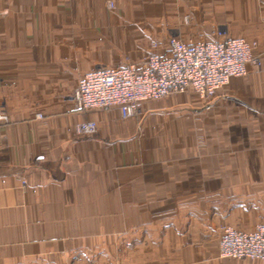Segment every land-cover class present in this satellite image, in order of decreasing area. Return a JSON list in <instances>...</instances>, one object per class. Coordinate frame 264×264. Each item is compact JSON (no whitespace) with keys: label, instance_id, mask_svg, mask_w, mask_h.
Returning a JSON list of instances; mask_svg holds the SVG:
<instances>
[{"label":"crops","instance_id":"1","mask_svg":"<svg viewBox=\"0 0 264 264\" xmlns=\"http://www.w3.org/2000/svg\"><path fill=\"white\" fill-rule=\"evenodd\" d=\"M226 21L262 62L211 110L192 90L127 119L77 110L88 71L217 40ZM262 33L264 0H0V264H264L219 253L223 226L264 221L229 204L264 203V37H246Z\"/></svg>","mask_w":264,"mask_h":264},{"label":"built area","instance_id":"2","mask_svg":"<svg viewBox=\"0 0 264 264\" xmlns=\"http://www.w3.org/2000/svg\"><path fill=\"white\" fill-rule=\"evenodd\" d=\"M219 39L186 41L171 37L166 53H158V43L139 62L116 67H97L79 80L73 92L76 108L110 110L118 107L122 119L135 116L140 103L162 99L177 93L195 91L206 109L219 89L231 79L246 76L250 65H260L257 44L229 34L225 25L217 29ZM42 118L41 113L36 114ZM11 122L9 114L0 111V126ZM94 121L84 122L80 130L93 133ZM222 257L264 259V222L251 231L226 227L219 240Z\"/></svg>","mask_w":264,"mask_h":264},{"label":"rangeland","instance_id":"3","mask_svg":"<svg viewBox=\"0 0 264 264\" xmlns=\"http://www.w3.org/2000/svg\"><path fill=\"white\" fill-rule=\"evenodd\" d=\"M227 28H228V30H229V26H230V21H226L225 22V24H224ZM218 29V28H217ZM246 37H264V33H262V34H252V35H249V36H246ZM250 41H252V42H255L256 44H257V49H256V53H260V54H262L261 52V49H260V45H259V43L257 42V41H255V40H250ZM153 43H155V42H148V44H149V46H150V50H152V44ZM259 48V49H258ZM127 59V62H133V63H139L141 60H139V59H137V60H135V59H132V58H130V57H128V58H126ZM244 77V76H243ZM228 85V84H227ZM220 90V89H219ZM218 90V91H219ZM177 94H179V93H177ZM176 94V95H177ZM181 94V93H180ZM216 95H217V93H216ZM216 95L214 96V98L212 99V106H211V108H209V109H206V108H204L203 107V109L204 110H211L212 109V107L214 106V104H215V97H216ZM167 98V97H166ZM162 99H164V98H162ZM183 110V109H182ZM177 112L179 113L180 111L179 110H177ZM180 113H185V111L183 110V111H181ZM230 205H232V204H241V205H243V206H248L249 204H251V205H256V206H258L259 208L260 207H262V208H264V203H229ZM258 208V209H259ZM260 210H258L257 212H259ZM261 211H264L263 209L261 210ZM264 222V221H263ZM263 222H261V223H263ZM260 224V223H259ZM259 224H257V225H259ZM256 225V226H257ZM226 227H230V228H234V227H232V226H229V225H225V226H223V231H224V229L226 228ZM235 229H238V228H235ZM255 229V228H254ZM241 230V229H240ZM223 234V233H222Z\"/></svg>","mask_w":264,"mask_h":264}]
</instances>
